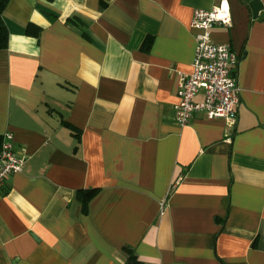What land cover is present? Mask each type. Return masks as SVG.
Masks as SVG:
<instances>
[{"label": "crops", "instance_id": "1", "mask_svg": "<svg viewBox=\"0 0 264 264\" xmlns=\"http://www.w3.org/2000/svg\"><path fill=\"white\" fill-rule=\"evenodd\" d=\"M221 4L238 124L180 127L194 13ZM3 19L0 137L26 163L0 190V264H133L125 248L134 264H264V19L247 3L9 0Z\"/></svg>", "mask_w": 264, "mask_h": 264}, {"label": "built area", "instance_id": "2", "mask_svg": "<svg viewBox=\"0 0 264 264\" xmlns=\"http://www.w3.org/2000/svg\"><path fill=\"white\" fill-rule=\"evenodd\" d=\"M230 23V9L222 4L212 10L197 9L194 13L191 22V28L197 31L194 70L189 75H181L179 102L175 105V121L180 127L189 125L198 113H204L209 120L223 119L232 132L237 127L240 94L235 71L239 56L229 45L212 40L216 27L229 26ZM13 138L11 132L0 137V190L10 178L23 170L26 163V158L14 149Z\"/></svg>", "mask_w": 264, "mask_h": 264}, {"label": "trees", "instance_id": "3", "mask_svg": "<svg viewBox=\"0 0 264 264\" xmlns=\"http://www.w3.org/2000/svg\"><path fill=\"white\" fill-rule=\"evenodd\" d=\"M52 1V0H48ZM9 0H0V49H6L8 47L9 41V31L7 25L3 19V12L6 8L7 3ZM41 28L37 27L34 24H30L27 28V34L30 36L38 37L41 33ZM79 136V133L77 134ZM80 138V137H78ZM98 190L92 189L89 191H79L77 193V198L83 204V210L87 212L89 202L97 195ZM126 252L129 254V261L134 264V257L132 255V251L130 249L125 248Z\"/></svg>", "mask_w": 264, "mask_h": 264}, {"label": "water", "instance_id": "4", "mask_svg": "<svg viewBox=\"0 0 264 264\" xmlns=\"http://www.w3.org/2000/svg\"><path fill=\"white\" fill-rule=\"evenodd\" d=\"M247 3L252 11V16L255 19H264V7L260 0H243Z\"/></svg>", "mask_w": 264, "mask_h": 264}]
</instances>
